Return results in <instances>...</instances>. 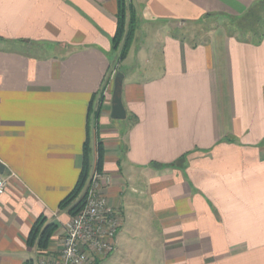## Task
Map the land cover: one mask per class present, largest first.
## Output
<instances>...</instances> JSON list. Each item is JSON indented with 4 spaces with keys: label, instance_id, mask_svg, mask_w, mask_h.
Wrapping results in <instances>:
<instances>
[{
    "label": "crops",
    "instance_id": "1",
    "mask_svg": "<svg viewBox=\"0 0 264 264\" xmlns=\"http://www.w3.org/2000/svg\"><path fill=\"white\" fill-rule=\"evenodd\" d=\"M126 2L113 120L117 0H0V264L35 259L41 217L63 234L87 141L120 221L97 264L134 240L152 264H264V0Z\"/></svg>",
    "mask_w": 264,
    "mask_h": 264
},
{
    "label": "built area",
    "instance_id": "2",
    "mask_svg": "<svg viewBox=\"0 0 264 264\" xmlns=\"http://www.w3.org/2000/svg\"><path fill=\"white\" fill-rule=\"evenodd\" d=\"M96 162L90 169L83 206L63 229L60 259H45L39 264H95L96 259L115 250L120 221L107 202L103 191L108 179L96 168ZM3 187L0 180V192Z\"/></svg>",
    "mask_w": 264,
    "mask_h": 264
},
{
    "label": "trees",
    "instance_id": "3",
    "mask_svg": "<svg viewBox=\"0 0 264 264\" xmlns=\"http://www.w3.org/2000/svg\"><path fill=\"white\" fill-rule=\"evenodd\" d=\"M135 14L126 0H117L116 13V32L112 39V50H118L120 46V58L124 59L128 53L131 42L135 33ZM97 118V117H96ZM90 147L88 141L83 149V164L78 180L72 191L60 202L59 208L66 210L69 215H76L83 206L84 192L88 183L91 169L90 163ZM102 146L97 144V162L96 168L100 169L102 160ZM58 229V225L53 222H47L45 218H39L32 226L27 244L39 250H46L49 246L50 239L54 232ZM26 264H33L32 261ZM97 264V262H95Z\"/></svg>",
    "mask_w": 264,
    "mask_h": 264
},
{
    "label": "rangeland",
    "instance_id": "4",
    "mask_svg": "<svg viewBox=\"0 0 264 264\" xmlns=\"http://www.w3.org/2000/svg\"><path fill=\"white\" fill-rule=\"evenodd\" d=\"M128 5H130V4H128ZM180 32H181L180 35H184V34L189 35L192 33L191 29H188V30L185 29V30H182ZM193 34H195V32ZM197 34H199V33H197ZM120 46H119L118 50H116V51L112 50L111 55H113V57H111V60L114 59V61L111 63L112 65L109 68L107 78H106L105 84L103 86V90L101 91V95H100V98L98 100L99 102L102 101V93L104 92V90L106 89L107 86L111 87L110 94L112 96L113 87H114V79H115L117 74H120L122 72L121 71L122 66L120 65V63L122 62L123 59L120 58V56H121L120 55ZM98 115H99V111L95 110L94 116L98 117ZM68 216L71 219L75 215L71 216L68 214ZM57 231H58V229L52 235V237L50 239L49 246L46 250H39V249H36L33 247L35 249V253H36V257L32 261L33 264H39L40 261L45 260V259L46 260L47 259H51V260L53 259L56 262L60 259L61 250H62V234L57 232ZM124 242L127 243L128 241L125 240ZM139 246H141V245H138L137 241H135V240L132 242H129L127 244H123V247L121 249V254H120V255H123V257H120V258L118 257L113 262L112 261L105 262V264H152L153 259L155 258L154 254H151V251L140 249V248H142V246L141 247H139Z\"/></svg>",
    "mask_w": 264,
    "mask_h": 264
},
{
    "label": "water",
    "instance_id": "5",
    "mask_svg": "<svg viewBox=\"0 0 264 264\" xmlns=\"http://www.w3.org/2000/svg\"><path fill=\"white\" fill-rule=\"evenodd\" d=\"M122 81V76L117 75L114 80V90L112 94L111 108H110V118L113 120H124L125 110L123 108L121 98L119 96V86Z\"/></svg>",
    "mask_w": 264,
    "mask_h": 264
}]
</instances>
